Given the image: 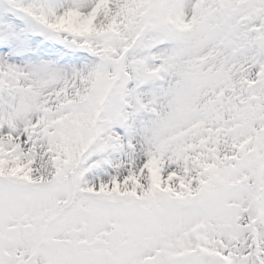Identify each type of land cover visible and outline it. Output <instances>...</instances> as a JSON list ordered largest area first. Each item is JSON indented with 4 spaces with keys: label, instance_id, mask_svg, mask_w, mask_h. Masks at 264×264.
<instances>
[{
    "label": "snow or ice",
    "instance_id": "obj_1",
    "mask_svg": "<svg viewBox=\"0 0 264 264\" xmlns=\"http://www.w3.org/2000/svg\"><path fill=\"white\" fill-rule=\"evenodd\" d=\"M0 264H264V0H0Z\"/></svg>",
    "mask_w": 264,
    "mask_h": 264
}]
</instances>
